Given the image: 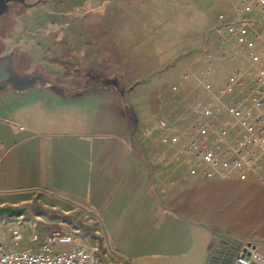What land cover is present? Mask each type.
<instances>
[{
    "label": "crops",
    "instance_id": "crops-1",
    "mask_svg": "<svg viewBox=\"0 0 264 264\" xmlns=\"http://www.w3.org/2000/svg\"><path fill=\"white\" fill-rule=\"evenodd\" d=\"M165 5L132 1L127 18L109 31L101 21L93 33L73 27L83 30L77 42L36 40L56 77L54 84L9 90L0 82V195L43 194L83 206L101 218L109 247L128 264H207L223 239L263 236L264 226L251 225L260 222L264 197L246 194L249 181L187 182L174 169H154L134 122L159 102L166 76L199 62L198 54L183 57L182 42L167 43L164 31L181 38L207 24L182 28V4L170 19ZM167 58L176 65L165 70ZM53 60L93 70L100 81L65 77ZM0 64L17 72L8 56Z\"/></svg>",
    "mask_w": 264,
    "mask_h": 264
},
{
    "label": "rangeland",
    "instance_id": "rangeland-1",
    "mask_svg": "<svg viewBox=\"0 0 264 264\" xmlns=\"http://www.w3.org/2000/svg\"><path fill=\"white\" fill-rule=\"evenodd\" d=\"M132 1L141 2V0H0V56H8L17 71L6 76L4 89L41 86L46 83L54 84L52 77L56 76L42 63L41 57L45 53L43 49L39 51L35 47L36 40L39 39L43 42L47 39L51 41L53 38L67 37L77 42V39L83 37L81 34L83 30H73V27H87L85 32L93 33L95 32L94 24L99 21L103 23V29L109 31L113 22L116 20L123 21L127 18L125 11L129 9ZM162 1L166 4L164 15L169 19L182 4V28L190 23L198 24L206 19L207 24L204 29L193 32L192 35L188 33L180 38L179 34L170 33L174 30L167 29L164 31L168 33L166 35L167 43L177 40L178 44L182 42L183 57H190L189 55L194 57L198 54L199 62L193 64L186 62V66H181L176 73L166 76L159 102L154 104L145 120H135L134 126L139 139L150 156L154 169H184L179 158L174 156L173 146L162 144L159 141L161 136L159 119L164 118L167 121L166 127L171 128L174 124L176 128H185L191 118L188 106L183 102L187 100L186 98L182 100V97L185 94L183 91L194 86V83L191 81L184 82L178 93L171 90V87L177 83L180 74L186 71L195 74L211 71L212 74L215 73L211 76L215 77L217 73L229 72L234 67L235 63L221 60L225 50L219 47L220 37L216 28L218 16L226 14L233 5H238L239 0ZM191 2L197 5V22H194V8L190 4ZM128 11V18H130L132 10ZM155 15L157 14L151 11L150 19ZM158 15L161 16V13ZM172 20L174 21L176 18L173 17ZM120 32V35L123 36L130 33V31L125 30ZM190 48L193 55L189 53ZM76 54L78 55V53ZM155 65L157 66V64ZM175 65L176 63H172L169 58L160 64L162 68H166L165 70ZM71 76L81 78L90 84L100 81L93 70H73ZM103 83L104 80L101 84ZM186 113V118L179 123L180 117ZM161 155L164 159L160 158ZM245 185L247 195L264 197V185L252 181L245 182ZM246 218L248 220L249 216L247 215ZM0 220H2V225H0V238L2 240L9 237L12 228L20 226L23 229L24 241L17 247L24 245L25 239L34 232H37L38 239H41L46 233V229L55 227L60 220L72 224L77 223L81 225V231L89 236V241L97 245V256L100 264H128L109 247L101 218L76 203L59 202L43 194L35 196L31 193L0 195ZM255 220L257 219L254 218ZM258 220H260L259 223L251 225L253 230L264 226V208L261 209ZM260 238L249 235L239 241L243 245L252 244L264 248V234ZM37 242L38 240L31 242V244L26 242L25 246L30 247Z\"/></svg>",
    "mask_w": 264,
    "mask_h": 264
},
{
    "label": "built area",
    "instance_id": "built-area-1",
    "mask_svg": "<svg viewBox=\"0 0 264 264\" xmlns=\"http://www.w3.org/2000/svg\"><path fill=\"white\" fill-rule=\"evenodd\" d=\"M237 4L218 16L216 28L225 50L221 60L234 67L215 77L211 71L180 74L171 90L178 93L184 82L194 83L182 97L191 118L185 128L166 127L167 121L159 119V141L173 146L184 167L174 169L182 181L264 185V0ZM81 230L77 223L60 220L41 239L37 232L25 239L28 244L38 240L36 244L17 247L24 236L16 226L6 240L0 238V264H100L97 245ZM207 264H264V256L252 244L225 238Z\"/></svg>",
    "mask_w": 264,
    "mask_h": 264
},
{
    "label": "trees",
    "instance_id": "trees-1",
    "mask_svg": "<svg viewBox=\"0 0 264 264\" xmlns=\"http://www.w3.org/2000/svg\"><path fill=\"white\" fill-rule=\"evenodd\" d=\"M52 64L61 67L64 70V76L69 77L72 75L73 67L72 65L64 60H53L51 61Z\"/></svg>",
    "mask_w": 264,
    "mask_h": 264
},
{
    "label": "water",
    "instance_id": "water-1",
    "mask_svg": "<svg viewBox=\"0 0 264 264\" xmlns=\"http://www.w3.org/2000/svg\"><path fill=\"white\" fill-rule=\"evenodd\" d=\"M4 71V66L0 64V82L1 81H6V76H9V74L7 72H3ZM17 88V87H16Z\"/></svg>",
    "mask_w": 264,
    "mask_h": 264
}]
</instances>
